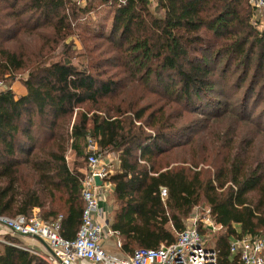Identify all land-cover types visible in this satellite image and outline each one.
Here are the masks:
<instances>
[{
  "label": "trees",
  "instance_id": "obj_1",
  "mask_svg": "<svg viewBox=\"0 0 264 264\" xmlns=\"http://www.w3.org/2000/svg\"><path fill=\"white\" fill-rule=\"evenodd\" d=\"M247 5L0 0V81L25 70L27 88L22 96L0 88V215L31 216L35 208L46 221L62 215L61 235L74 239L85 208L84 175L66 154L86 155L91 136L100 152L119 151L120 168L108 179L117 205L112 227L125 252L172 243L206 202L224 230L213 244L219 264H237L230 240L264 237V115L250 110V103L264 102V33L250 24ZM108 9L107 30L83 33L84 41L97 40L85 47V66L73 63L66 41L64 57L52 62L21 47L24 36L43 29L64 41L80 20ZM137 90L158 99L128 98ZM226 118L230 125H223ZM239 125H251L261 141L240 139ZM226 128L235 129L225 137ZM6 237L13 244L0 240V264H48L17 246L19 236Z\"/></svg>",
  "mask_w": 264,
  "mask_h": 264
},
{
  "label": "built area",
  "instance_id": "obj_2",
  "mask_svg": "<svg viewBox=\"0 0 264 264\" xmlns=\"http://www.w3.org/2000/svg\"><path fill=\"white\" fill-rule=\"evenodd\" d=\"M257 8H264V0H256ZM254 22L255 28L257 23ZM0 82V88H3ZM85 171L81 180L80 197L85 203L81 226L74 239L61 235L62 219L46 221L39 214L17 215L10 217L0 215V224L12 234L20 237L41 239L46 246V253L35 248H21L41 255L48 264H78L83 261L89 264H219L218 250L210 245L208 233L222 228L214 217L191 214L184 222V229L177 233L172 243H162L157 248L139 247L131 255L117 257L105 249L106 242L120 235L112 228L107 211L100 206V200L106 199L112 189L108 179L111 171L107 169L103 154L95 138H87ZM96 177L102 184L96 183ZM162 198L167 197V189H161ZM3 241V240H1ZM13 244L10 241H4ZM119 248L121 240H116ZM19 246V245H17ZM230 254L237 264H264V237L251 234L234 237L229 242Z\"/></svg>",
  "mask_w": 264,
  "mask_h": 264
},
{
  "label": "rangeland",
  "instance_id": "obj_3",
  "mask_svg": "<svg viewBox=\"0 0 264 264\" xmlns=\"http://www.w3.org/2000/svg\"><path fill=\"white\" fill-rule=\"evenodd\" d=\"M78 3L82 6H85L87 4V0H77ZM247 9L251 10V18H250V24L255 28V25L253 24L254 22L257 21L258 25L256 31L261 35L262 33H264V8H257V4H256V0H247ZM110 21H111V10L108 9L107 12L102 11V15L101 16H96L94 14L88 15L85 18H83L82 20L79 21V23L75 24L74 27L76 29H74L75 34L72 35L71 37L67 38L64 41H61V38L55 39L54 36H51L50 30H45L43 29L42 31H37L35 32L33 35L35 36H24L23 39L24 41L22 42L21 47L30 54H37L35 56H44V58L46 59V61L48 62H52V61H57L60 60L64 57V45H65V41L66 43H68V45L71 46V49L69 50V52L67 53V55L71 56V58L73 59V63L79 65V66H85L88 64V55L86 52V45L88 44H93V43H97V40L93 39L90 41H84L83 39V33L88 31H94V30H101V29H105L106 30L109 28L110 25ZM45 31V32H43ZM99 52V50L96 51V53ZM16 78L15 79H10L11 77L8 78H4L3 80H1L0 82H2V86L4 87H8L9 89H12L15 94L17 96H22L24 94L27 93V88L23 83V78L26 77V71L22 70L19 72H16ZM252 75V72H249V76ZM232 80H234V77L232 78ZM24 89V91L22 90ZM140 95H143V100L141 101L142 104H144L145 102H149V101H153L158 99L156 96L149 94V95H144L143 93L140 94V91H130L128 93V98H138ZM217 99H220V101L222 103H224V99L223 98H218V97H213V102L217 101ZM159 101V100H158ZM157 105H160L161 103H163V101L161 100L160 102H156ZM176 106V105H175ZM178 107V106H177ZM181 110L178 107V111ZM250 110L252 115H254L255 117H257V115H261V112L264 115V102L261 104V106L256 107V105H254L253 103H250ZM193 116H197L196 113L194 114H190ZM190 115L189 116L190 118ZM191 116V117H193ZM264 118V117H263ZM228 119L230 118H226L223 122V125L227 126L230 125L232 122L229 121ZM251 125H248L247 127L244 125H239L238 128V134L240 136V139H255V141L259 142L262 139V135L259 133L258 135L254 136L256 134V131L249 130L248 128H251ZM235 128H231L228 129L226 128L224 130L223 134L224 136L228 133H232L234 131ZM220 135V134H218ZM226 137V136H225ZM257 142V143H258ZM256 143V144H257ZM112 150H116L115 148H108L107 150H104L102 152L103 154V158L105 163L107 164V169L111 170L112 172L117 171L119 168L117 167V164L115 161H111V159L109 158L108 152L112 151ZM66 159L67 162L69 163V165L72 166V168H77V169H85V155L80 156L78 155L74 150L72 149H68L67 154H66ZM208 164H206L204 166V168H208ZM112 213H111V218L114 216L115 211L117 209V205L114 201V199H112ZM194 213H198L199 215L201 214V216H209L212 215L211 211H210V207L206 202H202L200 203L199 206L195 207L194 210L191 212V214L193 215ZM190 214V215H191ZM189 215V216H190ZM188 216V217H189ZM187 220V218L185 219ZM185 222V221H184ZM171 227V226H170ZM5 228V232L6 233H2L0 234V240L4 241H11V239L9 238H4L5 235H12V236H16L13 235L12 232L6 228ZM224 230L223 228L216 230L215 232H211V231H206L204 233H208L209 235V243L210 245L214 246L213 244L216 243L219 235L221 233H223ZM17 237V236H16ZM21 238V237H19ZM38 242L42 243V241H40L39 239H37ZM45 245H42V252L45 254L47 251H45ZM136 248H138V246H136ZM117 253L119 251H116Z\"/></svg>",
  "mask_w": 264,
  "mask_h": 264
},
{
  "label": "crops",
  "instance_id": "obj_4",
  "mask_svg": "<svg viewBox=\"0 0 264 264\" xmlns=\"http://www.w3.org/2000/svg\"><path fill=\"white\" fill-rule=\"evenodd\" d=\"M22 90L24 91V89H22ZM115 149L116 150H112V151L108 152V155H109V158L111 159V161H115L116 164H117V167L120 168L121 161H120V158H119V151H118V148H115ZM69 166L71 167L72 170H76V171H79L81 173H83L85 171V169H82V168L81 169H77V168H72L71 165H69ZM110 171H111L110 174H113L114 173V172H112V169ZM112 184H113L112 185V189L108 193L107 198L100 200V206L103 207L107 211L108 218H109V220L111 222V226H112L111 213H112V209H113L112 208V199H114V192H115V184L114 183H112ZM39 211H40L39 208H35L34 211H33V214L34 213L39 214ZM2 233H6V232H5L4 226L0 224V234H2ZM13 235H15V234H13ZM20 240H21V245H19V246H27V247L35 248L40 253H43L44 252V251L42 252L41 246L42 245H45V243H43V242L42 243L41 242L39 243L36 238H33V237H21ZM116 240H121L122 243H123V237L121 236V234L118 237L116 236L114 238H111V239H109L106 242L105 249L109 253H111V254H113V255H115L117 257H121V258L122 257H126V256L132 254V253L129 254V253L125 252L124 249H123V247L122 248L117 247ZM45 251H46V247H45ZM116 251H119V252L117 253ZM78 264H89V263L86 262V261H83L82 263L80 262Z\"/></svg>",
  "mask_w": 264,
  "mask_h": 264
},
{
  "label": "water",
  "instance_id": "obj_5",
  "mask_svg": "<svg viewBox=\"0 0 264 264\" xmlns=\"http://www.w3.org/2000/svg\"><path fill=\"white\" fill-rule=\"evenodd\" d=\"M96 183L100 185V184H102V180H100L99 177H96ZM40 241H42V240L40 239Z\"/></svg>",
  "mask_w": 264,
  "mask_h": 264
}]
</instances>
